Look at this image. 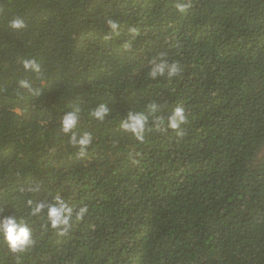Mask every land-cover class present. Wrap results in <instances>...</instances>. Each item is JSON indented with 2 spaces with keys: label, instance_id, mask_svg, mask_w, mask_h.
I'll use <instances>...</instances> for the list:
<instances>
[{
  "label": "trees",
  "instance_id": "1",
  "mask_svg": "<svg viewBox=\"0 0 264 264\" xmlns=\"http://www.w3.org/2000/svg\"><path fill=\"white\" fill-rule=\"evenodd\" d=\"M160 57L177 76L147 75ZM152 103L185 122L137 141L121 121ZM57 195L76 206L63 235L29 216ZM13 203L33 243L0 241V264H264V0H0V219Z\"/></svg>",
  "mask_w": 264,
  "mask_h": 264
},
{
  "label": "clouds",
  "instance_id": "2",
  "mask_svg": "<svg viewBox=\"0 0 264 264\" xmlns=\"http://www.w3.org/2000/svg\"><path fill=\"white\" fill-rule=\"evenodd\" d=\"M188 5L181 2L176 5L179 12L183 13L186 11ZM10 28L13 30H20L24 27L21 20L15 19L10 23ZM109 27L115 30L117 24L113 21H109ZM23 68L25 71L38 72L39 65L32 59H26L23 62ZM147 75L152 78H163L169 79L174 78L180 72L179 66L176 62H167L163 57L158 60L153 59L149 61ZM20 86L24 89L31 91V85L27 81H21ZM38 94V93H36ZM157 107L155 103L148 106V113L138 111H130L125 120L121 121L120 127L130 132L137 141L142 142L146 131V126L151 122L155 125L154 130L162 128H170L176 130L185 122L184 109L181 107L175 108L165 121L162 117L156 115ZM81 108L79 106H73L72 110L68 112L61 121L62 131L67 135L72 132L69 137V143L73 147H79L80 154L84 155L85 150L93 141L91 133L85 132L77 136L76 132L79 119H80ZM109 115V109L104 103L98 104L95 108L91 109L89 116L96 120L103 122ZM178 137L183 135V131L176 133ZM30 207L29 216H36L42 212L47 214V222L52 229H59L60 234L63 235L67 232L70 221L73 219V211L75 205L68 206V204L62 200L58 195L53 198L52 204H35L31 201L28 202ZM14 214L0 219V241L7 245L8 249L12 253L23 252L26 248L31 247L33 241L31 239V232L29 229L30 221L18 218L19 212L16 209L15 203H13ZM87 208L80 207L79 210L75 211V221H79L86 214Z\"/></svg>",
  "mask_w": 264,
  "mask_h": 264
}]
</instances>
